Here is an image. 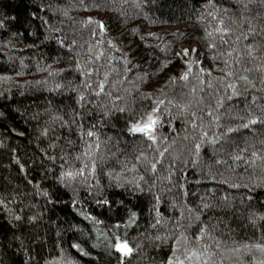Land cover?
<instances>
[{
  "label": "trees",
  "instance_id": "1",
  "mask_svg": "<svg viewBox=\"0 0 264 264\" xmlns=\"http://www.w3.org/2000/svg\"><path fill=\"white\" fill-rule=\"evenodd\" d=\"M243 3H247V10L242 0H0V20L4 22L0 28V77H10L0 79V199L5 201L0 204V264H61L63 260L74 264H119L122 254L108 247V238L125 231L130 245L135 248L139 244L140 248L123 258V264H162L174 242L157 241L155 237L166 236L170 230L179 231L175 228L179 208L187 201L198 209L201 198L214 205L205 210L202 219L209 224L220 222L213 230L220 248L214 247L215 241L207 242L213 244L212 250L223 264H253L264 259V252L244 247L264 243V221L257 220L253 225L249 220L254 213H264V161L248 163L252 151L264 150V125L240 129L216 145L205 143L197 157L194 133L187 117H181L176 107L192 99L187 94L195 87L191 111L199 114L203 105L196 101L200 95L207 97L212 92L207 82L218 86L212 78L225 74L217 69L225 66V59L231 63L228 49L239 47L243 52L244 44L251 40L241 37L238 44L232 42L248 29L242 17L251 19L258 31L264 26L261 0ZM97 4L100 6L95 7ZM212 11L234 30L228 44H222L215 33L205 37L206 30L212 32L216 27L208 16ZM88 17L102 21L106 31L95 24L85 26L82 22ZM92 30L98 33L96 38L91 36ZM57 37L66 43L76 39L77 46L69 51ZM93 39L104 42L106 56L110 53L115 57L111 64L116 71L110 79L120 83L111 91L124 98L116 102L128 109L124 113L112 111L104 116L95 100L86 108L79 105L77 89L82 86L83 77L74 65L77 59L83 63L90 55L86 41ZM108 41L116 43L120 50L112 48ZM258 41L262 51L257 55H264V38L258 37ZM209 43L217 47L210 49ZM182 44H197L199 51L193 56L178 57L176 51ZM236 55L233 52V58ZM124 59L130 63L125 65ZM185 60L203 62L193 65L187 81L179 79L187 70ZM106 63L102 59L92 66L100 68L102 76L101 65ZM200 67L210 69L211 76L199 72ZM243 67H253L247 57L235 66L237 71ZM125 68L129 71L125 72ZM249 76L260 88L261 77L256 71ZM139 77H144L145 82ZM170 77L177 79L170 81ZM201 78L204 85L200 84ZM57 84L63 87L57 88ZM161 88L163 94L158 91ZM148 92L152 97L143 98L141 94ZM250 93L260 97L256 103L264 107V91ZM157 97L165 99V105L160 106L162 122L157 127L158 141L153 144L141 134L129 132L128 127L132 115L149 108ZM167 100L173 104L168 105ZM249 106L255 114L264 115L255 105ZM244 107L243 98L226 102L225 109L219 112L221 123L239 124L235 117L246 115ZM73 110L79 113L75 122ZM204 119L207 123L209 118L205 115ZM81 123L85 130L95 126L98 151L87 147L95 143V137H81ZM165 147L168 151L155 174L145 170L143 159L136 160L141 152L149 160L158 157ZM244 148L247 152H241ZM85 151L89 153L87 157L83 155ZM237 152L245 159L234 161L231 157ZM49 156L56 159L49 160ZM77 156L81 159H75ZM92 160L96 161V173L93 176L86 169V182L77 177L65 187L57 179L61 164L79 168L86 163L90 168ZM133 165L135 171L131 170ZM140 175L144 181H139ZM136 182L143 191L136 189ZM232 183L241 187L233 188ZM43 191L50 195L45 197ZM104 199L109 203L97 202ZM157 209L167 219L153 228ZM131 212L137 218L125 227ZM14 215L23 218L16 221ZM30 216L37 219L30 221ZM117 224L119 229L114 227ZM194 231L189 229V235ZM75 244L83 251L73 247Z\"/></svg>",
  "mask_w": 264,
  "mask_h": 264
},
{
  "label": "snow or ice",
  "instance_id": "2",
  "mask_svg": "<svg viewBox=\"0 0 264 264\" xmlns=\"http://www.w3.org/2000/svg\"><path fill=\"white\" fill-rule=\"evenodd\" d=\"M248 2H252V0H248ZM261 3L264 4V0H261ZM95 7H99L100 5H94ZM139 6V4L137 5ZM242 6L245 10H247V3H243ZM227 11V9H225ZM67 15V12L64 13ZM208 16L212 18L216 22V27H214L212 32H208L206 30L205 37H211L213 34H217L219 41L222 44L229 43V37L232 36L233 28L230 26L225 25V20L223 17L217 15L215 11L209 12ZM202 18V17H201ZM247 22L248 29L246 32H240L239 35H236L232 42L238 44L241 40V37L245 41L250 42L244 44L243 52L239 47L232 48L230 47L227 51L228 57L232 58L231 63L228 59L224 61V67L217 69L218 71L223 72L225 75L221 77H213L215 81H217L218 86H214L211 81L207 82V87L212 89V92L205 97L204 95H200L198 101H196L197 105H203L202 108L199 109V114L197 111H191L193 107V100L196 97L197 89L193 87L190 92L187 94L188 96L192 97V99L186 100L184 103L176 104V107L179 109V115L181 117H187V123L190 125L192 132L194 135L192 139L194 141L193 149L195 155L198 157L200 154V150L205 143H209L211 145H216L219 143L220 140L225 139L228 137L229 134L236 133L240 129H249L253 125H264V115H257L253 112L252 107L249 105H255L257 109L260 110L261 113H264V107L257 104L256 101L260 99L255 94H251L250 90L254 91H264V55H257L258 52L262 51V45L258 41V37L264 38V26H261L259 31L257 30L256 26L252 23V20L248 17H242V23ZM85 26L95 24L101 31H106L105 26L102 21L94 20L92 17H88L85 22H82ZM4 27L3 20H0V28ZM54 31H60V29H54ZM98 33L95 30L91 31V36L96 38ZM149 35H155L154 33H149ZM59 43L67 48L69 51H72L77 46V40L71 39L66 43L65 39L57 37ZM87 43V53L90 54L84 60L83 63L77 59L74 70L80 73L83 77L82 86L78 87V102L81 108H86L87 105L92 104V101L95 100L97 102V107L99 111L103 113L104 116H108L111 114L112 111H118L124 113L128 111V109L124 107H120L116 102L122 101L124 98L120 95H113L111 91L112 88H115L117 83L120 81H114L110 79L112 72L116 71L115 67L111 64V61L115 60L110 53L106 56L105 48L103 47L104 42L95 40ZM111 44L112 48H115L119 51V46L112 42L108 41ZM95 45V46H94ZM83 47V45H80ZM208 48L214 49L217 47L215 43H209L207 45ZM197 52L199 51L198 48H184L181 52H178L176 55L178 57L183 58V56H187L189 52ZM233 52L237 53V55L233 58ZM80 54L77 53V56ZM221 55H223L221 53ZM244 57H247L249 61L253 64L252 68L243 67L241 70L237 71L235 66L241 64V61ZM106 60L108 63L101 65L104 68V71L101 76V70L98 67H93L96 62L100 60ZM123 59V57H122ZM216 57L213 56V60ZM187 70L183 71L179 77V79L183 81H187L189 79V75L192 72V67L194 64H202L201 60H192V61H184ZM130 63L129 60L124 59V64L127 65ZM50 67V66H49ZM138 67V66H137ZM46 70V69H41ZM129 71V69L125 68V72ZM252 71H256V73L261 77L260 85L261 87H257V83L254 79H250L249 73ZM199 72L206 73L208 76H211V70L206 69L204 67L199 68ZM50 75H55L56 73H49ZM0 79H10V77H0ZM126 79V78H125ZM142 82H145L144 77H139ZM170 81H175L176 77H170ZM134 83V82H133ZM206 82L201 78L200 84L204 85ZM57 88L63 87L60 84L56 85ZM109 89V90H106ZM119 91V89H117ZM128 91V89H125ZM159 92L163 94V89H159ZM200 92H204V88L201 87ZM249 94L250 100H249ZM143 98L147 99L152 97V93H142ZM166 95V94H165ZM91 97V99H89ZM234 98H243L245 101L244 111L246 115H238L235 117L236 120H239L240 123L232 126V125H223L221 123V116L219 114L221 109H225L226 102L233 101ZM107 101L108 103H105ZM111 105L109 108L108 105ZM167 104H173L172 100H167ZM161 105H165V99L155 98L154 103L149 107L144 109L139 113H135L129 120V127L128 131L133 134H141L143 137H146L148 141H151L153 144H156L158 141L157 137V127L162 122L161 116ZM165 112L169 113L171 116L170 109L165 107ZM79 115L78 112L73 110V122H75V116ZM207 116L208 122H205L204 116ZM59 119L63 120V117ZM67 123V122H65ZM95 126L88 128L87 130L84 129L83 124H79L78 128L80 129V135L83 137L85 134L92 138L95 137V143L89 144L87 147L89 149H95L96 151L100 148L99 143V136L96 131H94ZM223 128V131L220 129ZM211 131V135L209 132ZM44 135H47V130L44 131ZM185 140L189 139L186 135L184 137ZM71 143V142H69ZM264 144V141H261ZM168 151V147H165L163 151H159L158 157L154 156L151 160L148 159L147 155L143 152L140 153L139 156L136 157L137 161H143L146 164V171L155 174L157 172L158 164L163 162V157L165 152ZM241 152H247V148L241 149ZM85 157L89 155L88 151L83 153ZM252 160H249L248 163L252 164L256 159L264 161V150L262 151H252L251 152ZM234 161H239L245 159L240 152H237L232 155L231 157ZM49 160H55L56 157L49 156ZM64 159V158H62ZM75 159L80 160L81 157L77 156ZM217 163H224L225 161L217 160ZM19 163V161H17ZM23 167V165H21ZM171 165H169V169H171ZM61 171L57 179L64 184L65 187L70 186V183L75 181L77 177H81L83 182H86L85 170L88 169L89 174L95 175L96 173V161H91V166L86 163H82L81 167L73 168L71 165L68 168H65L63 164L60 166ZM132 171L136 170V165L132 166ZM109 176H112V173H107ZM171 171H169V175L167 179H171ZM117 181H119V176L115 177ZM145 177L143 175L139 176V181H144ZM227 183V181H224ZM123 187V184L119 185ZM154 186V185H153ZM135 187L139 191H143L144 189L141 187L139 182H136ZM231 187L239 188L241 187L240 184L232 183ZM244 187H248V185H244ZM151 191V187L149 188ZM42 194L45 197H48L50 194L47 191H43ZM157 204L160 202V197L157 195L155 196ZM227 200V197H224ZM98 203L108 204L109 201L104 199L101 201H97ZM5 201L0 199V204H4ZM175 207V205H174ZM214 205L206 202L203 198H201V203L197 208L192 207L185 201L184 205L179 208V218L176 221L175 228L179 229V231H171L166 236L157 235L155 239L157 241L161 240H172L174 242V247L170 248V255L166 257V260L162 262V264H223L222 258H217L218 253L213 251V244L208 243L207 241H215L214 247L216 249L220 248L219 241L216 240V237L213 235V230L218 227L220 223L217 221L216 223L209 224L205 222L202 217L204 215L205 210H209L213 208ZM23 217L20 215H14V219L16 221H20ZM137 218V214L135 212H131L128 218V223L125 227L135 223ZM30 221H35L37 219L36 216H30L28 218ZM92 219L95 220V217ZM166 219L162 213L159 212L157 209L155 223L151 225V227L156 228L157 225H163L166 222ZM187 221V224H184L183 221ZM250 222L255 225L257 220L264 221V213H254L252 216L249 217ZM115 228L119 229L120 225L117 224L114 226ZM195 229L194 232L189 235V229ZM77 250L83 251L79 244L73 245ZM108 247L115 250L117 253L122 254L119 264H123V258L130 257L134 251H138L140 245L137 244L135 248H133L128 239V234L125 231L122 235L118 233H113L111 237L108 238ZM245 249L250 250L252 247L264 252V243H256L255 245H245ZM233 251H239V249H233ZM84 255H88L87 252H84ZM48 264H55V262H48ZM61 264H74L72 260H63ZM253 264H264V259L256 260Z\"/></svg>",
  "mask_w": 264,
  "mask_h": 264
},
{
  "label": "rangeland",
  "instance_id": "3",
  "mask_svg": "<svg viewBox=\"0 0 264 264\" xmlns=\"http://www.w3.org/2000/svg\"><path fill=\"white\" fill-rule=\"evenodd\" d=\"M178 29H179V28H178ZM193 47L198 48L197 44H190V45L182 44V45L179 46V48L177 49L176 52H177V53H178V52H181V55H183V54H182V49H184V48H193ZM195 54H196V52L193 53V52L190 51V52L188 53L187 56H193V55H195Z\"/></svg>",
  "mask_w": 264,
  "mask_h": 264
}]
</instances>
